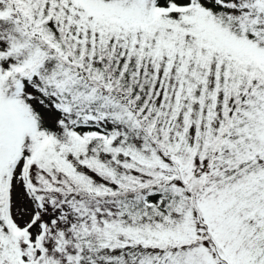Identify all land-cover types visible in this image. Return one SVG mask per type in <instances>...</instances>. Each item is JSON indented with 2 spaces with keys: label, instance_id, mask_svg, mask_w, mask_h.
<instances>
[{
  "label": "snow or ice",
  "instance_id": "obj_1",
  "mask_svg": "<svg viewBox=\"0 0 264 264\" xmlns=\"http://www.w3.org/2000/svg\"><path fill=\"white\" fill-rule=\"evenodd\" d=\"M0 264H264V0H0Z\"/></svg>",
  "mask_w": 264,
  "mask_h": 264
}]
</instances>
